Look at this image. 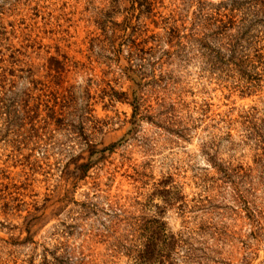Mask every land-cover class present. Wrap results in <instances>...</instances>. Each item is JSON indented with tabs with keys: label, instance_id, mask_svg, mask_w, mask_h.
Listing matches in <instances>:
<instances>
[{
	"label": "rangeland",
	"instance_id": "rangeland-1",
	"mask_svg": "<svg viewBox=\"0 0 264 264\" xmlns=\"http://www.w3.org/2000/svg\"><path fill=\"white\" fill-rule=\"evenodd\" d=\"M245 1L0 0V264H264Z\"/></svg>",
	"mask_w": 264,
	"mask_h": 264
},
{
	"label": "trees",
	"instance_id": "trees-1",
	"mask_svg": "<svg viewBox=\"0 0 264 264\" xmlns=\"http://www.w3.org/2000/svg\"><path fill=\"white\" fill-rule=\"evenodd\" d=\"M243 5L245 6L243 7ZM243 5L241 7L239 6L232 8V12L238 10V12H243L242 16L245 15V19L244 18L242 19V21H246V22L248 21L245 27V34L249 33L254 27L255 28L256 27L258 28L260 26L264 27V0H246ZM239 9H242V11H239ZM251 13H254L255 17L252 19H248L250 18ZM260 17L262 18L260 19ZM233 48L234 49L236 48V44L235 45L233 44L232 49ZM137 112H138V105L137 103H134V120H136ZM83 167L87 169L90 166H83Z\"/></svg>",
	"mask_w": 264,
	"mask_h": 264
}]
</instances>
